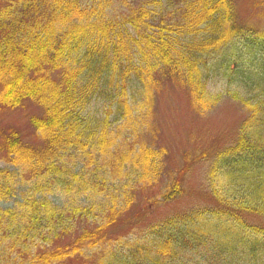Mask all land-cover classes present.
Here are the masks:
<instances>
[{
  "label": "trees",
  "instance_id": "16d2710c",
  "mask_svg": "<svg viewBox=\"0 0 264 264\" xmlns=\"http://www.w3.org/2000/svg\"><path fill=\"white\" fill-rule=\"evenodd\" d=\"M256 4L253 21L236 0H0V111L37 109L34 142L0 140L15 168H0V264H264ZM165 88L196 116L227 102L239 121L204 155V199L131 229L132 212L183 195L154 128Z\"/></svg>",
  "mask_w": 264,
  "mask_h": 264
},
{
  "label": "rangeland",
  "instance_id": "374dc122",
  "mask_svg": "<svg viewBox=\"0 0 264 264\" xmlns=\"http://www.w3.org/2000/svg\"><path fill=\"white\" fill-rule=\"evenodd\" d=\"M236 1L242 19L252 17L261 10L260 6L256 4L258 0ZM256 19L255 16L251 18L253 21ZM28 104L16 109L0 111V140L3 132L13 128L20 131L21 138L25 142L35 141L36 135L29 122V115L37 109ZM155 111L154 128L158 143L163 145L167 151L164 171L173 172L175 175L179 174L183 195L171 203L152 204L155 207H152L146 216L141 217L142 221H139L140 219L135 217V213L132 212L131 229H135L137 224L149 223L160 215L184 209L204 199V193H206L204 155H211L213 146L229 140L240 116L237 108L227 102L215 106L203 116H196L195 113L192 114L188 111L181 96L173 88H165L161 92V95L155 100ZM189 115L193 117V120ZM185 153L188 155L186 160L183 159ZM0 168L10 170L14 168L2 152H0ZM22 188V183L14 185L11 195L1 201V205L3 207L13 206L21 197ZM51 193H56L51 195L55 204L69 202L68 197L62 192ZM143 193L151 192L144 191ZM138 198V201L143 199L140 194ZM136 211L137 209L134 210V212Z\"/></svg>",
  "mask_w": 264,
  "mask_h": 264
}]
</instances>
